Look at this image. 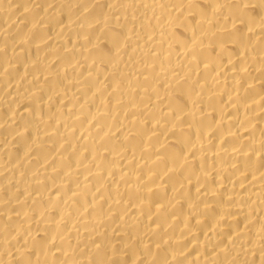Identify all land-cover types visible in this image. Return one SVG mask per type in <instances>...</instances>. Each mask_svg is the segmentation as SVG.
Segmentation results:
<instances>
[{
    "label": "bare ground",
    "instance_id": "1",
    "mask_svg": "<svg viewBox=\"0 0 264 264\" xmlns=\"http://www.w3.org/2000/svg\"><path fill=\"white\" fill-rule=\"evenodd\" d=\"M0 264H264V0H0Z\"/></svg>",
    "mask_w": 264,
    "mask_h": 264
}]
</instances>
